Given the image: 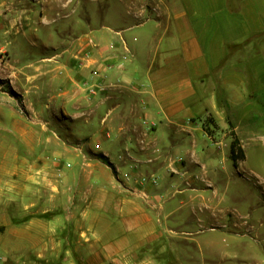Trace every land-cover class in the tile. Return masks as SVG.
Here are the masks:
<instances>
[{"label":"crops","instance_id":"crops-1","mask_svg":"<svg viewBox=\"0 0 264 264\" xmlns=\"http://www.w3.org/2000/svg\"><path fill=\"white\" fill-rule=\"evenodd\" d=\"M80 4L0 0V37L26 31L44 49L61 39L26 66V147L38 135L80 156L61 175L43 163L21 183L0 180L8 229L22 230L4 264H248L201 241L192 254L189 241L159 237L156 217L171 207L160 179L212 137L203 119L245 144L238 108L264 92V0H87L75 17ZM17 201L36 216L9 218Z\"/></svg>","mask_w":264,"mask_h":264},{"label":"rangeland","instance_id":"rangeland-1","mask_svg":"<svg viewBox=\"0 0 264 264\" xmlns=\"http://www.w3.org/2000/svg\"><path fill=\"white\" fill-rule=\"evenodd\" d=\"M80 1L82 4L75 17L85 13L87 0ZM10 9L6 8L5 12ZM17 9L19 13H26V5ZM35 9L39 14L49 13L43 11L41 5ZM51 13L56 16L55 12ZM58 24L54 23V26ZM79 30L82 33L83 28ZM60 44L61 39H56L46 49L40 44L29 46L26 31L0 37V180L13 179L21 183L27 171L33 169L35 172L44 164L53 165L56 173L61 175L66 168L74 167L80 161V156L70 146L39 145L38 135L31 141L33 146L26 147V125H31L26 110V66L41 56L58 53ZM238 109L237 124L245 133V144H241L245 157L239 158L237 163L231 157L233 142L238 138L236 133L231 131L225 138L212 126V119H203L212 137L206 139L207 146L200 140L192 149L195 158L180 151L183 156L180 165L169 167L166 178L160 179L161 200L170 201L171 207L169 213L157 215L156 219L159 237L167 241L172 238L189 241L192 254H199L198 241H201L212 255L216 245L217 250L221 249L225 256L231 255L238 262L246 260L259 264L264 262V92ZM244 109L249 111L248 116L242 115ZM193 120L203 122L199 117ZM50 136L66 140L64 133L56 136L50 131L42 138ZM12 195L21 201L26 200V193L22 190H15ZM22 206L18 201L9 205V218L20 222L36 216L22 214ZM7 218L0 207L1 261L10 254L9 245L15 243L18 234L22 233V230L8 229ZM23 248L27 253L26 242ZM20 251L18 256L23 254Z\"/></svg>","mask_w":264,"mask_h":264},{"label":"trees","instance_id":"trees-1","mask_svg":"<svg viewBox=\"0 0 264 264\" xmlns=\"http://www.w3.org/2000/svg\"><path fill=\"white\" fill-rule=\"evenodd\" d=\"M231 157L235 160V162L237 163V160L239 158H244L245 157V153L244 150L241 146V143L239 141V139H235L232 145V152H231Z\"/></svg>","mask_w":264,"mask_h":264},{"label":"built area","instance_id":"built-area-1","mask_svg":"<svg viewBox=\"0 0 264 264\" xmlns=\"http://www.w3.org/2000/svg\"><path fill=\"white\" fill-rule=\"evenodd\" d=\"M0 264H4V260H2V261L0 260Z\"/></svg>","mask_w":264,"mask_h":264}]
</instances>
